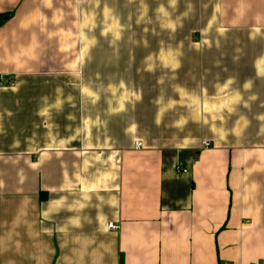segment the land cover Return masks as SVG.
<instances>
[{
	"label": "crops",
	"instance_id": "0c3cea01",
	"mask_svg": "<svg viewBox=\"0 0 264 264\" xmlns=\"http://www.w3.org/2000/svg\"><path fill=\"white\" fill-rule=\"evenodd\" d=\"M0 15V264H264V0Z\"/></svg>",
	"mask_w": 264,
	"mask_h": 264
},
{
	"label": "built area",
	"instance_id": "2783aa9c",
	"mask_svg": "<svg viewBox=\"0 0 264 264\" xmlns=\"http://www.w3.org/2000/svg\"><path fill=\"white\" fill-rule=\"evenodd\" d=\"M142 147V145H137V147L136 148H141ZM210 147V145L209 144H207L206 145V148H209ZM117 230H119V227H117V226H115V225H113V224H110L109 225V231H117Z\"/></svg>",
	"mask_w": 264,
	"mask_h": 264
},
{
	"label": "trees",
	"instance_id": "16d2710c",
	"mask_svg": "<svg viewBox=\"0 0 264 264\" xmlns=\"http://www.w3.org/2000/svg\"><path fill=\"white\" fill-rule=\"evenodd\" d=\"M10 15H0V28L7 22Z\"/></svg>",
	"mask_w": 264,
	"mask_h": 264
}]
</instances>
